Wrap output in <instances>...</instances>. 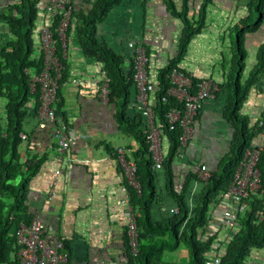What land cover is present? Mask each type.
Returning a JSON list of instances; mask_svg holds the SVG:
<instances>
[{
    "label": "trees",
    "instance_id": "obj_1",
    "mask_svg": "<svg viewBox=\"0 0 264 264\" xmlns=\"http://www.w3.org/2000/svg\"><path fill=\"white\" fill-rule=\"evenodd\" d=\"M48 0H21L11 5L8 14H3L12 33V39L0 47V94L7 99L6 116L0 119V264L9 261L8 253L16 251V231L22 221L30 222L31 216L25 205L30 179L35 175L47 155L29 154L22 158L21 146L25 132L29 138L31 133L24 129L26 117L32 108L36 114L40 105V92L32 90L31 73L40 72L44 67L42 55L35 56V35L38 32L39 12L42 4ZM191 0H164L167 10L182 22V29L177 53L157 72L158 88L154 91L153 103L156 122L168 141L167 154L162 168H155L149 152V144L144 131L143 115L135 109L131 116L135 87V60H125L106 41L98 36L99 27L103 24L114 8L123 0H89L90 7L72 9L68 16L66 29V48L59 36V27L63 14L57 13L53 18L52 30L56 45V55L64 65L61 79L58 81L57 97L53 104L61 113L63 86L68 80L69 69L67 53L70 40L77 41L83 54L102 65V70L109 78V100L116 108L115 119L121 132L136 139L138 148L134 151L137 163V176L140 191L127 183L130 201L140 213L138 228L140 252L137 256L130 253L128 264H205L211 250L221 251L219 264H247L254 251L264 248V142L260 151L257 168L260 171V187L251 191L243 199L237 226L232 238L228 239L225 248H215L217 233H207L212 219L214 205L220 201L222 194L234 181L246 150L256 145V139L264 133V114L261 120L251 123V117L242 113L245 102L252 89H256L264 75V42L256 52V62L245 76L246 35L256 32L264 23V0H249L248 14L231 28L235 34L232 41L231 68L225 82H216L219 89L228 90V100L224 109L225 119L234 127L233 141L219 164L211 170L207 182H201L196 194L194 207L189 202L188 193L192 180L201 181L197 171L192 168L183 181L176 179L175 166L181 148L180 136L182 128L177 125L169 128L166 114L178 102L168 96L171 86L170 74L173 68L189 72L181 66L185 59L192 39L202 32L207 25L208 7L213 0H202L201 4L191 8ZM148 53V52H147ZM149 54V53H148ZM150 63L148 65V73ZM194 87L202 78L193 76ZM32 104V105H30ZM201 108V107H200ZM199 108V110H200ZM198 113L195 120L198 118ZM70 126V124H69ZM71 127V126H70ZM157 170L164 173L167 189L176 201L178 212L173 213L164 221H154L152 208L157 193ZM16 179H18L17 182ZM181 182V183H180ZM13 230L14 236L8 238ZM180 244L186 245L188 259L185 262L166 260L164 253L174 250Z\"/></svg>",
    "mask_w": 264,
    "mask_h": 264
},
{
    "label": "crops",
    "instance_id": "obj_2",
    "mask_svg": "<svg viewBox=\"0 0 264 264\" xmlns=\"http://www.w3.org/2000/svg\"><path fill=\"white\" fill-rule=\"evenodd\" d=\"M20 1L0 0V47L6 45L13 36L3 14H8L10 6ZM88 1L73 0V4L77 9L88 8ZM201 1H190L193 11ZM248 3L249 0H213L208 7L207 25L192 39L181 66L197 78L225 82L231 68V28L248 14ZM43 9L42 4L41 11ZM45 22L46 17H39L35 56H39V32ZM181 29V20L167 10L164 0H123L100 25L98 36L128 61L133 53L129 41L133 38L143 40L150 56L149 79L153 100L154 91L158 88L157 72L177 53ZM70 41L74 49L67 53L69 76L63 86L60 110L77 133L78 139L70 150L58 157L56 137L49 129L38 131L36 114L32 108L29 110L24 129L31 135L22 142V158L25 160L29 154L34 153L46 154L47 158L30 179L25 205L31 220L37 216L64 239L69 264H128L130 247L127 223L123 216V200L128 182L117 160L116 151L123 146L130 149L133 155L138 143L135 138L120 131L115 119V105L102 102L98 96L97 85L106 76L102 65L86 57L77 41L73 38ZM262 42L264 23L256 32L247 34L245 76L255 64L256 52ZM227 100L226 88L202 104L197 118L200 129L197 132L194 127L189 143L180 150L176 162V179L179 181H183L195 165L205 164L214 169L229 150L234 127L224 117ZM6 103L7 99L0 94L2 121L6 116ZM128 113L133 116L135 110L130 108ZM242 113L251 117L252 124L262 119L264 75L258 87L252 89ZM263 142L264 133L256 139L257 144ZM56 169L62 171L57 179L56 195L50 198ZM157 173V193L152 217L154 221H164L173 214L170 208L178 206L167 189L164 173L160 170ZM191 184L188 197L194 207L201 182L192 180ZM223 226L219 208L213 209L207 233H217L218 245L228 240L227 234L221 232ZM14 233L11 230L8 238L13 237ZM13 246L16 251H11L8 256L9 261L14 262L18 246ZM187 255L188 249L184 244L164 253L166 260L181 262L187 261ZM247 264H264V248L254 251Z\"/></svg>",
    "mask_w": 264,
    "mask_h": 264
},
{
    "label": "built area",
    "instance_id": "obj_3",
    "mask_svg": "<svg viewBox=\"0 0 264 264\" xmlns=\"http://www.w3.org/2000/svg\"><path fill=\"white\" fill-rule=\"evenodd\" d=\"M72 9L70 0H48L43 12L47 18L40 28V48L39 56L44 58V67L40 72H32L31 88L40 92V105L36 112L38 120L37 130H51L52 135L57 139L58 157L71 149L77 142L78 135L73 128L63 119L53 102L57 97L58 81L61 79L64 65L56 55V45L52 30L53 18L59 13L64 17L61 20L57 31L66 48V29L68 26V16ZM132 50V58L135 60V87L132 108L143 115L144 131L149 144V152L154 161L155 168H162L167 151L163 148L165 136L156 122L151 97V82L149 79L148 65L150 56L141 38H133L129 41ZM193 74H189L173 68L170 74L171 86L168 89V96L173 97L178 105L172 107L166 114V121L170 129L177 125L182 128L180 136L181 148L187 146L193 133L195 117L202 104L215 98L218 84L210 79L203 78L196 84V91ZM77 80H74V82ZM98 96L102 102L109 100V78L105 76L97 85ZM24 140L28 139L25 132L21 133ZM262 144H256L248 148L238 169L236 170L234 181L222 194L220 201L214 205V210L219 208L222 223L229 229H234L239 220L242 201L251 191L260 187V171L257 162ZM181 152V151H180ZM179 152V155H180ZM117 160L123 170L128 184L140 191V182L137 176V163L134 156L130 154V149L119 147L116 151ZM200 182H207L211 176V170L205 164L195 165ZM61 169H56L53 175V184L49 192L50 198L56 195V185ZM204 181V182H203ZM126 197L123 200V216L127 223V234L129 240L130 253L137 256L140 252V237L138 228V217L140 213L134 208L130 201L129 192L126 189ZM171 213L178 212V207L170 208ZM212 215V213H211ZM16 241L18 244L16 264H69V253L65 249L64 239L54 230L48 227L37 216L30 222L22 221L16 231ZM227 240L222 244H216L215 248H225ZM222 257L221 251L211 250L205 264H219Z\"/></svg>",
    "mask_w": 264,
    "mask_h": 264
},
{
    "label": "rangeland",
    "instance_id": "obj_4",
    "mask_svg": "<svg viewBox=\"0 0 264 264\" xmlns=\"http://www.w3.org/2000/svg\"><path fill=\"white\" fill-rule=\"evenodd\" d=\"M45 15V13L43 12V11H41L40 10V12H39V17L41 18V16H44ZM246 37H247V35H246ZM231 38H232V41L235 39V34H233V33H231ZM74 48H73V45H72V43L70 42L69 43V48H68V52L69 53H71V51L73 50ZM71 60H72V58H71ZM89 60V59H88ZM199 126H200V122L198 121V120H196V122H195V124H194V127H195V129L197 130V132H198V130L200 129L199 128ZM168 147V144H167V141H166V139L163 141V148L166 150V148ZM236 229H229V228H227V227H225V226H223L222 227V229H221V232L223 233V234H227V238L228 239H230V238H232V236H233V234H234V231H235ZM188 256V255H187ZM186 259H188V257H186ZM185 259V260H186Z\"/></svg>",
    "mask_w": 264,
    "mask_h": 264
}]
</instances>
